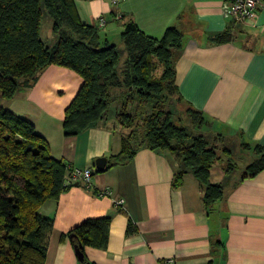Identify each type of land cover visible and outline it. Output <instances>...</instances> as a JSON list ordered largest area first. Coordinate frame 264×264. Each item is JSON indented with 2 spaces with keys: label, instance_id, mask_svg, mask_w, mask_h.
<instances>
[{
  "label": "crops",
  "instance_id": "1",
  "mask_svg": "<svg viewBox=\"0 0 264 264\" xmlns=\"http://www.w3.org/2000/svg\"><path fill=\"white\" fill-rule=\"evenodd\" d=\"M225 1L75 0L81 20L97 28L100 43H114L125 54L127 22L158 38L173 23L184 30L173 57L179 92L203 113L212 134L223 135L226 153L236 162L227 171L223 156L210 167V181L224 187L212 207L205 205L192 171L186 169L174 185L184 164L168 148L144 146L128 163L96 170L98 157L121 151L124 131L108 116L65 134L66 109L83 84L75 70L49 64L32 85H19L10 98L0 94V107L34 123L51 156L71 167L93 168L89 183L75 182L40 205L39 212L54 221L45 264H81L67 234L85 219L105 215L111 217L108 243L104 249L84 246L90 264H167L169 259L174 264H264V170L243 178L253 153L241 147L264 145V2L255 18L237 20L224 12ZM224 32L229 40L214 39Z\"/></svg>",
  "mask_w": 264,
  "mask_h": 264
},
{
  "label": "trees",
  "instance_id": "2",
  "mask_svg": "<svg viewBox=\"0 0 264 264\" xmlns=\"http://www.w3.org/2000/svg\"><path fill=\"white\" fill-rule=\"evenodd\" d=\"M45 13L57 34L51 46L40 35ZM122 36L127 56L120 66L118 45L100 43L97 28L81 20L75 0H0V94L10 98L19 85H32L49 64L75 70L83 84L66 109L65 134H77L106 120L110 104L118 101L117 121L132 129L123 132L122 149L108 158V165L128 163L144 146L168 148L184 164L174 185L181 182L186 169L192 171L203 187L205 205L212 207L223 196L224 187L210 181V167L222 161L230 149L216 143L222 134H215L213 140L203 134L192 135L174 117L173 100L183 98L173 57L182 45L184 30L173 23L158 38L130 21ZM214 39L227 41L230 34L224 32ZM187 111L195 122L206 119L190 105ZM241 147L253 153L242 177L264 170V145L245 142ZM235 166L234 160L227 159V171ZM69 167L50 155L48 142L34 123L0 107V264H45L54 221L38 209L46 199L57 198L73 184L67 180ZM93 192L100 193L98 189ZM110 223L109 215L90 217L67 235L74 245L104 249ZM128 230H133L131 223Z\"/></svg>",
  "mask_w": 264,
  "mask_h": 264
},
{
  "label": "rangeland",
  "instance_id": "3",
  "mask_svg": "<svg viewBox=\"0 0 264 264\" xmlns=\"http://www.w3.org/2000/svg\"><path fill=\"white\" fill-rule=\"evenodd\" d=\"M41 36L47 42V44H53L51 43V41L53 40V37H55V34L51 29V19L49 18L47 13H45L42 20ZM125 58H126V54L122 53L120 58V66L123 65ZM173 101L174 102L172 108L174 111L175 119L179 124L187 127V130L190 132V134L192 135L203 134L206 137H209L210 140H213V138H215L214 134L211 133L212 131L209 125V121L207 119H205L202 122H198V121L195 122V120L192 117H190L189 112L187 111L188 105L183 100H179V98L176 96ZM119 105L120 103L118 101L112 102V104H110L108 108V116L110 117L111 121L113 120V118L116 120L117 122L116 124L121 131H124V133H129L132 127L121 124L120 122L117 121L116 112L119 109ZM136 122L137 120L134 122V125L136 124ZM215 141L218 144L219 148L223 147L224 144L223 138L215 139ZM237 154H238V150L235 146V151L232 156L235 158ZM223 156L225 162H227V159L229 158L234 160L230 155L228 156L223 155Z\"/></svg>",
  "mask_w": 264,
  "mask_h": 264
},
{
  "label": "built area",
  "instance_id": "4",
  "mask_svg": "<svg viewBox=\"0 0 264 264\" xmlns=\"http://www.w3.org/2000/svg\"><path fill=\"white\" fill-rule=\"evenodd\" d=\"M113 3H118L121 0H112ZM264 0H226L224 2V12L227 16H231L237 20H249L257 16L258 10L263 5ZM100 25L106 23L105 17L99 20ZM93 173L92 167L78 168L69 167L67 171V180L70 183L82 182L89 183V179ZM123 199L116 201L117 205H122ZM167 264H174L173 259H169Z\"/></svg>",
  "mask_w": 264,
  "mask_h": 264
},
{
  "label": "water",
  "instance_id": "5",
  "mask_svg": "<svg viewBox=\"0 0 264 264\" xmlns=\"http://www.w3.org/2000/svg\"><path fill=\"white\" fill-rule=\"evenodd\" d=\"M108 166V158L105 156L98 157L95 161V167L98 171H103ZM72 236V234H71ZM76 253L80 261H82V264H90L89 261H85V255H84V245L82 243H79L75 245Z\"/></svg>",
  "mask_w": 264,
  "mask_h": 264
}]
</instances>
